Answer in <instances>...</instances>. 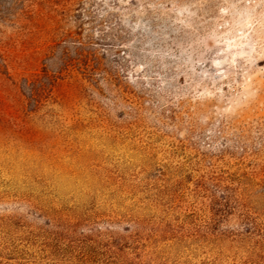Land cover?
Returning <instances> with one entry per match:
<instances>
[{
	"label": "rangeland",
	"instance_id": "1",
	"mask_svg": "<svg viewBox=\"0 0 264 264\" xmlns=\"http://www.w3.org/2000/svg\"><path fill=\"white\" fill-rule=\"evenodd\" d=\"M0 57V264H264V0H0Z\"/></svg>",
	"mask_w": 264,
	"mask_h": 264
},
{
	"label": "trees",
	"instance_id": "2",
	"mask_svg": "<svg viewBox=\"0 0 264 264\" xmlns=\"http://www.w3.org/2000/svg\"><path fill=\"white\" fill-rule=\"evenodd\" d=\"M0 60L1 57H0ZM3 61L0 62V74H4L7 80L12 84V85H19L24 86L28 90V102H33L35 105H37L40 101L39 97L46 89V84L43 81V78L49 79V75L44 74L43 76H38L36 75L34 78L29 79V78H22L20 81L15 80L12 78V76L4 71V64L2 63ZM6 70V69H5Z\"/></svg>",
	"mask_w": 264,
	"mask_h": 264
}]
</instances>
